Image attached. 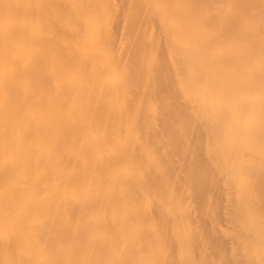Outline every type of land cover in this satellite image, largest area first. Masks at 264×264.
<instances>
[{"label": "bare ground", "instance_id": "obj_1", "mask_svg": "<svg viewBox=\"0 0 264 264\" xmlns=\"http://www.w3.org/2000/svg\"><path fill=\"white\" fill-rule=\"evenodd\" d=\"M0 264H264V0H0Z\"/></svg>", "mask_w": 264, "mask_h": 264}]
</instances>
